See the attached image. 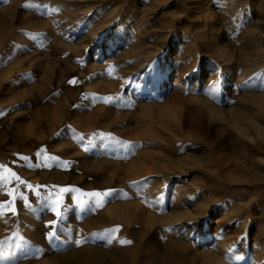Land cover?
I'll return each instance as SVG.
<instances>
[{"label": "rangeland", "instance_id": "rangeland-1", "mask_svg": "<svg viewBox=\"0 0 264 264\" xmlns=\"http://www.w3.org/2000/svg\"><path fill=\"white\" fill-rule=\"evenodd\" d=\"M262 174L264 0H0V264H261Z\"/></svg>", "mask_w": 264, "mask_h": 264}, {"label": "bare ground", "instance_id": "bare-ground-1", "mask_svg": "<svg viewBox=\"0 0 264 264\" xmlns=\"http://www.w3.org/2000/svg\"><path fill=\"white\" fill-rule=\"evenodd\" d=\"M218 47V46H217ZM219 49H221V48H216V50H219ZM224 49V48H223ZM166 54H165V56L164 57H170V56H173L174 54H173V52L171 51V50H168V51H166L165 52ZM176 55V54H175ZM231 77V73L230 72H228L227 73V76H226V80H228L229 78ZM226 80L223 82V84L224 83H226ZM158 112V111H157ZM158 114H159V112H158ZM160 115V114H159ZM159 115H157V116H159ZM163 114H161V116H162ZM161 116H159L160 118H161ZM163 123V122H162ZM261 128V127H260ZM166 129H167V127H166ZM168 130H171V128L170 129H168ZM177 131V130H176ZM173 134H174V136H178V134H181V135H184V134H186L190 139H199L200 138V136H199V134L197 133H193V132H191V131H187V133H185L184 131H182L181 130V128H180V132H174V131H171ZM182 162V161H181ZM181 162H180V164H181ZM254 163V162H253ZM194 164V163H193ZM181 167H182V165H180ZM259 166V165H258ZM174 168V167H173ZM158 170V169H157ZM259 171V170H258ZM262 175H264V174H262ZM160 182H159V184L156 186V189L158 188V190L159 191H162L163 189H165V188H163V186H164V181L163 180H159ZM154 187V186H153ZM155 188V187H154ZM156 189H155V191H156ZM167 189V188H166ZM154 190V189H153ZM156 192H158V191H156ZM153 193H155L154 191H153ZM177 194V193H176ZM157 195V194H156ZM155 195V196H156ZM178 195V194H177ZM201 196V195H200ZM203 196V195H202ZM202 197H197L196 199H195V204H197V206H196V211L197 212H199L202 216L205 214V212H206V206L207 205H205V202L201 199ZM158 199V198H157ZM206 204H208L209 205V203L207 202ZM172 211V210H171ZM177 213V212H176ZM198 214V213H197ZM177 215V214H176ZM180 215V214H179ZM195 216V215H194ZM174 217V216H173ZM180 217V216H179ZM210 234V233H209ZM209 234L208 235H206L205 234V238H208L209 237ZM214 236V235H213ZM210 238V237H209ZM209 251V250H208ZM257 254H259V252L257 253ZM263 254V253H262ZM264 255V254H263ZM261 256L260 254L258 255V259H260V261H261V264H264V256Z\"/></svg>", "mask_w": 264, "mask_h": 264}, {"label": "snow or ice", "instance_id": "snow-or-ice-1", "mask_svg": "<svg viewBox=\"0 0 264 264\" xmlns=\"http://www.w3.org/2000/svg\"><path fill=\"white\" fill-rule=\"evenodd\" d=\"M25 7H28V6L26 5ZM62 191L67 192V191H69V190H68V189H62ZM111 194H112L111 192H106V193H93V194H91V195H93V196H109V195H111ZM39 195H40V194L37 193V196H39ZM77 203L82 205V202L79 201V200H77ZM57 215L59 216L60 213L57 212ZM129 243H130V242H129Z\"/></svg>", "mask_w": 264, "mask_h": 264}]
</instances>
